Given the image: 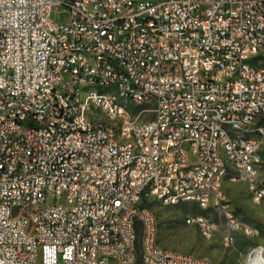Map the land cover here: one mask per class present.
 <instances>
[{"label":"built area","instance_id":"1","mask_svg":"<svg viewBox=\"0 0 264 264\" xmlns=\"http://www.w3.org/2000/svg\"><path fill=\"white\" fill-rule=\"evenodd\" d=\"M56 9L67 22L51 19ZM70 44L78 53H69ZM263 48L264 0H0V264H89L82 252L97 264H208L160 248L157 226L139 203L148 186L166 205L191 189L223 214L227 199L214 177L223 169L214 153L221 139L238 163L234 178L250 179L251 195L264 198L247 143L227 136V128L264 118V71L253 72ZM98 74L131 89L129 106L150 117L131 119L112 97L85 92V84H104ZM66 95L84 118L85 110L102 109L109 127L84 125L63 108ZM13 101L28 103L32 114L13 112ZM9 116H34L43 131L8 124ZM167 116L175 117L173 132H164ZM196 124H204L202 133ZM111 130L125 144H114ZM166 189L174 196L165 197ZM44 191H52L51 208L35 212ZM60 193L78 209L63 212ZM101 199H109L108 211ZM190 224L207 236L217 229L194 217ZM242 235L257 229L245 224Z\"/></svg>","mask_w":264,"mask_h":264},{"label":"bare ground","instance_id":"2","mask_svg":"<svg viewBox=\"0 0 264 264\" xmlns=\"http://www.w3.org/2000/svg\"><path fill=\"white\" fill-rule=\"evenodd\" d=\"M69 53H78V44L69 45ZM192 54L201 55L200 47H192ZM245 54L255 55L262 54V47H245ZM264 56V48H263ZM81 59H89V51L81 50ZM264 71V59H259L253 64V72ZM98 81L104 84L99 86L98 84H85V92H91L98 97H112V104L119 105V114L129 113L131 119H138L139 112L133 114L128 104V96H131V89H125L122 85L112 83V74H98ZM234 96H242V89H234ZM63 108L65 110H73V113L77 115V119H84V125L97 124L100 129H107L109 127V120L103 121L104 111L99 107H92L91 110H85L78 105V102L74 100V95H66L63 100ZM264 111V102H263ZM13 112L17 114H32V107L28 103L21 101H13ZM206 117H215V110H206ZM256 122V121H255ZM250 123H243L242 125H234V127L227 128V136L234 137V142L247 143L248 155L253 160V168L256 169L255 183H259L258 176L261 167V158L259 151L261 145L264 144V128L255 127ZM8 124H14L16 127H25L34 131H43V123L34 116H25L23 119L21 116H9ZM173 124H175L174 116H167V120L164 124V132H173ZM204 131V124L195 125V133H202ZM111 139L114 140V144H125V137H120L119 130H111ZM256 141V142H250ZM185 144H193V135L185 136ZM228 146V139L214 140V153L219 160H223V169L214 170V177H218V185L223 190L224 183H242L246 185L249 197L255 204L264 203V198L259 196H252L250 187V179L248 178H234V173H238V163H234V152L231 151ZM185 155L193 156V148L185 147ZM264 189V186H263ZM107 190H114V182H107ZM155 197V186H148L147 197ZM174 189H166L165 197H173ZM187 198V201H184ZM226 198V195H225ZM163 203V198H156ZM59 202H61V209L63 212H73L78 209L77 200L67 199V193H60ZM182 202H192L198 205L201 209L210 208L208 205H201V198H194L193 191L191 189H183V194H176L175 198L170 199L169 205H176ZM52 204V191H44V197L41 203H36L35 212L49 211ZM166 205V204H165ZM226 208V206H225ZM109 199H101V211H108ZM215 211L220 212L218 209ZM150 216L153 219V223L156 225V221L153 213L149 210ZM228 218L226 229L227 235L224 240L227 239L229 243L233 242V234L241 230V225L238 220L234 219L232 222V216L226 214ZM194 219L200 223V225H209L210 228H217L216 230H210V236L199 232L204 239H210L218 230L219 226L204 216H196ZM187 225H196L199 231V224H190V217L185 219ZM242 224V223H241ZM157 228L153 229V237L156 238ZM258 234V231H257ZM176 252V251H174ZM180 253V252H178ZM180 255H188V257H194L190 254L180 253ZM199 258V263L211 264L206 257ZM82 259H89V264H97V256H90L89 252H82ZM245 264H264V246H258L254 248L248 255V259Z\"/></svg>","mask_w":264,"mask_h":264},{"label":"rangeland","instance_id":"3","mask_svg":"<svg viewBox=\"0 0 264 264\" xmlns=\"http://www.w3.org/2000/svg\"><path fill=\"white\" fill-rule=\"evenodd\" d=\"M62 9H56L51 19L56 23L68 21V14L62 13ZM130 109L135 115L140 107L131 105ZM150 116L137 117L138 120H146ZM103 121L107 122L106 119ZM255 127L264 128V118L255 122ZM262 164L258 181L264 186V144L259 151ZM223 191L227 204L225 212L215 211L212 208L201 209L192 202H182L176 205H165L153 196L143 198L139 206L149 209L155 218L157 233L156 244L165 250L190 254L194 257H206L211 264H245L250 252L264 246V203L255 204L251 201L246 185L242 183H224ZM233 215L241 227L245 224L254 227L258 231L257 236L246 237L240 231L233 234L232 244H225L227 235L226 214ZM204 216L216 223L219 228L210 239H204L196 225H187V217ZM242 223V224H241ZM140 225L137 223V229ZM140 239L138 246L140 248Z\"/></svg>","mask_w":264,"mask_h":264}]
</instances>
